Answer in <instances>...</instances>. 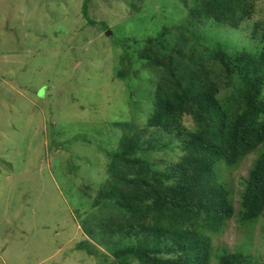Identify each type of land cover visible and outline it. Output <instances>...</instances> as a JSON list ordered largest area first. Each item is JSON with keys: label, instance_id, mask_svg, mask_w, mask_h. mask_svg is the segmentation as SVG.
I'll use <instances>...</instances> for the list:
<instances>
[{"label": "trees", "instance_id": "16d2710c", "mask_svg": "<svg viewBox=\"0 0 264 264\" xmlns=\"http://www.w3.org/2000/svg\"><path fill=\"white\" fill-rule=\"evenodd\" d=\"M121 1L126 13L150 3ZM155 1L161 9L150 10L148 23H161L149 27L145 39L122 46L131 47L139 72L128 68V54L122 67H114L113 82L127 80L136 90L99 150L105 160L93 211L77 214L85 238L70 250L99 264H211L204 234L217 233L234 217L217 168L235 167L264 145V20L253 26L258 52L237 47L231 54L219 42L215 50L204 46L210 26L239 29L252 18L257 0ZM89 5L85 0L84 18L93 27ZM87 48L92 65L109 64L105 54ZM82 186L87 195L92 185ZM239 206L241 226L264 217V149L244 180ZM256 261L241 252L218 256L219 264H264Z\"/></svg>", "mask_w": 264, "mask_h": 264}, {"label": "rangeland", "instance_id": "374dc122", "mask_svg": "<svg viewBox=\"0 0 264 264\" xmlns=\"http://www.w3.org/2000/svg\"><path fill=\"white\" fill-rule=\"evenodd\" d=\"M84 1L0 0V264H99L70 250L85 238L77 214L91 210L105 160L100 151L114 133L112 119L136 90L127 80L113 82L123 54L131 60L130 71L139 72L131 47L122 46L151 35L149 27L161 18L148 23L150 10L161 6L149 0L126 13L121 0H90L92 27ZM111 4L113 12L107 10ZM254 6L239 29L210 26L204 46L215 50L219 42L231 54L237 47L260 51L252 33L264 20V0ZM88 46L109 64L92 65ZM213 67L220 71L219 64ZM184 124L193 127L189 117ZM263 149L235 167L217 168L231 193L234 217L217 233L204 234L213 250L211 264H219L223 252L264 261V217L243 226L236 220L244 180ZM87 184L92 187L85 195Z\"/></svg>", "mask_w": 264, "mask_h": 264}, {"label": "water", "instance_id": "95a60500", "mask_svg": "<svg viewBox=\"0 0 264 264\" xmlns=\"http://www.w3.org/2000/svg\"><path fill=\"white\" fill-rule=\"evenodd\" d=\"M107 35H109V33H107Z\"/></svg>", "mask_w": 264, "mask_h": 264}, {"label": "clouds", "instance_id": "9594fccd", "mask_svg": "<svg viewBox=\"0 0 264 264\" xmlns=\"http://www.w3.org/2000/svg\"><path fill=\"white\" fill-rule=\"evenodd\" d=\"M109 37H111V36H109Z\"/></svg>", "mask_w": 264, "mask_h": 264}]
</instances>
